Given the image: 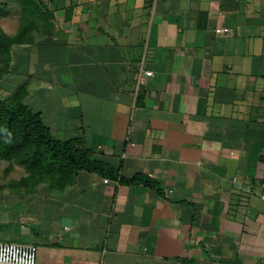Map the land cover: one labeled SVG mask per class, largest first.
<instances>
[{
	"label": "crops",
	"instance_id": "1",
	"mask_svg": "<svg viewBox=\"0 0 264 264\" xmlns=\"http://www.w3.org/2000/svg\"><path fill=\"white\" fill-rule=\"evenodd\" d=\"M40 1L47 34L13 46L0 82L162 193L85 170L8 187L0 240L37 245V264H264V0Z\"/></svg>",
	"mask_w": 264,
	"mask_h": 264
},
{
	"label": "trees",
	"instance_id": "2",
	"mask_svg": "<svg viewBox=\"0 0 264 264\" xmlns=\"http://www.w3.org/2000/svg\"><path fill=\"white\" fill-rule=\"evenodd\" d=\"M17 2L21 9L17 32L10 35L0 27V79L10 72L13 46L30 44L38 35H46L53 19L40 0ZM7 10L8 4L0 0V19ZM27 93L23 86L6 98L0 96V161L9 163L7 172L15 162L26 170V175L9 187L27 189L44 182L50 189L62 191L85 170L124 184H143L162 193L159 183L149 175L139 173L128 178L122 175L121 167L114 168L95 159L83 138L56 139L41 114L24 102ZM140 98L142 94H138L137 102ZM188 263L196 262L189 260Z\"/></svg>",
	"mask_w": 264,
	"mask_h": 264
},
{
	"label": "built area",
	"instance_id": "3",
	"mask_svg": "<svg viewBox=\"0 0 264 264\" xmlns=\"http://www.w3.org/2000/svg\"><path fill=\"white\" fill-rule=\"evenodd\" d=\"M229 28H217V32L228 31ZM145 73L148 76H153L151 70H145L143 63L139 74ZM110 179L105 178V182ZM38 247L33 243H18L0 240V264H37Z\"/></svg>",
	"mask_w": 264,
	"mask_h": 264
},
{
	"label": "rangeland",
	"instance_id": "4",
	"mask_svg": "<svg viewBox=\"0 0 264 264\" xmlns=\"http://www.w3.org/2000/svg\"><path fill=\"white\" fill-rule=\"evenodd\" d=\"M2 1H5L6 4H8V7L11 6V9L13 8L17 9L19 6L17 0H2ZM10 89H11L10 86H6V84L0 82V96L1 97L6 98L10 94H12L10 93ZM8 165L9 163L7 161H0V194L1 192L4 191V189L6 190L9 187L10 183H12L13 181H17L26 175L25 168L20 166L18 163L15 162L12 170L9 172L6 171Z\"/></svg>",
	"mask_w": 264,
	"mask_h": 264
}]
</instances>
